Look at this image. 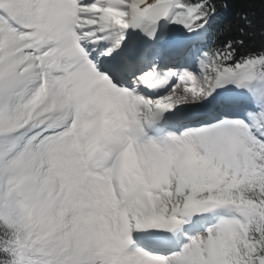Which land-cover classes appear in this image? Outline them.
I'll return each instance as SVG.
<instances>
[{"label": "snow or ice", "instance_id": "snow-or-ice-1", "mask_svg": "<svg viewBox=\"0 0 264 264\" xmlns=\"http://www.w3.org/2000/svg\"><path fill=\"white\" fill-rule=\"evenodd\" d=\"M0 264H264V0H0Z\"/></svg>", "mask_w": 264, "mask_h": 264}, {"label": "trees", "instance_id": "trees-1", "mask_svg": "<svg viewBox=\"0 0 264 264\" xmlns=\"http://www.w3.org/2000/svg\"><path fill=\"white\" fill-rule=\"evenodd\" d=\"M238 7V5H233L227 10L221 9L220 16L218 17L217 23H223L227 21L228 19L232 18L233 12Z\"/></svg>", "mask_w": 264, "mask_h": 264}]
</instances>
